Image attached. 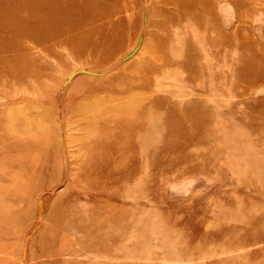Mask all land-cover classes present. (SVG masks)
Wrapping results in <instances>:
<instances>
[{"label": "rangeland", "instance_id": "rangeland-1", "mask_svg": "<svg viewBox=\"0 0 264 264\" xmlns=\"http://www.w3.org/2000/svg\"><path fill=\"white\" fill-rule=\"evenodd\" d=\"M110 2L106 74L0 68V264H264V0Z\"/></svg>", "mask_w": 264, "mask_h": 264}, {"label": "bare ground", "instance_id": "bare-ground-1", "mask_svg": "<svg viewBox=\"0 0 264 264\" xmlns=\"http://www.w3.org/2000/svg\"><path fill=\"white\" fill-rule=\"evenodd\" d=\"M189 9L191 8L189 7ZM120 12L123 11L113 6L110 0H0V53L13 50L21 51L19 54L0 56V68L5 66L8 74L28 77V75L35 74L36 69L40 70L45 67H38V62L41 59L58 56L57 48L65 45L72 47L74 55L88 52L85 60L87 65H81L71 70L81 74L75 82L83 76L92 78L102 76L106 74V70L97 72L92 65L108 63L114 53L121 48V44H118L120 42L114 37L119 36L118 32L120 31L116 33L119 30L117 27L120 23L123 25L122 22H124L122 21L123 17L117 18L120 17L118 15ZM24 40H28V45H24ZM122 40L120 41L122 42ZM137 47L136 44L134 48H127V54L132 53L133 49L135 50ZM32 48L39 49L40 54L32 56L30 51ZM123 57L120 58L122 62L125 61ZM34 76L36 77L38 74ZM68 76L69 74L67 78H69ZM67 78L64 81L65 87L72 81ZM173 122L181 123L175 120ZM178 126L183 127V124H178ZM88 128L94 133L91 126ZM116 133L118 141L128 138V135L122 132L117 131ZM114 141L116 140L114 139Z\"/></svg>", "mask_w": 264, "mask_h": 264}]
</instances>
